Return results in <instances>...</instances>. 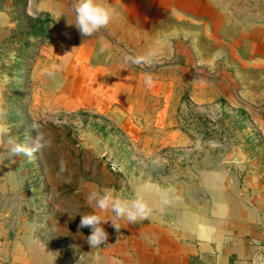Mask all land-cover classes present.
<instances>
[{
    "label": "rangeland",
    "instance_id": "374dc122",
    "mask_svg": "<svg viewBox=\"0 0 264 264\" xmlns=\"http://www.w3.org/2000/svg\"><path fill=\"white\" fill-rule=\"evenodd\" d=\"M206 1L229 20L231 35L253 25L257 57L264 55V0ZM99 3L114 16L84 37L71 24L75 0H0L11 17L0 53V246L7 264L96 258L103 243L91 249L90 229L79 227L81 214L93 211V190L139 198L148 218L164 224L173 204L178 215L183 202L209 197L202 182L211 166L264 163V78L246 74L251 67L241 62L237 83L209 69L212 52L224 47L204 37L195 48L206 74L182 76L177 68L187 61L177 52L192 49L182 32L198 31V22L173 20L166 0ZM235 47L244 55L250 48ZM218 67L236 70L231 59ZM197 83H210L202 85L206 97ZM234 149L241 162H228ZM102 215L107 243L119 218Z\"/></svg>",
    "mask_w": 264,
    "mask_h": 264
},
{
    "label": "crops",
    "instance_id": "0c3cea01",
    "mask_svg": "<svg viewBox=\"0 0 264 264\" xmlns=\"http://www.w3.org/2000/svg\"><path fill=\"white\" fill-rule=\"evenodd\" d=\"M196 2L193 6H187L188 0H179L176 4L175 0H166L165 3L167 12L176 22H198L200 25L198 31L182 32L184 39L191 37L189 43L192 46V49L177 52L179 58V55H185L180 60L187 61L185 66L177 68L182 76L197 73L202 78V73L206 74L199 66L202 54L195 48V39L204 37L224 47L219 52H212L209 69L218 68V75L234 77L237 83L242 77L237 69L241 62L251 67L246 74H253L255 80L259 75L264 78V55L257 57L260 51L255 48L259 43L255 39L254 26L249 27V32L234 30L231 35L226 27L229 20L215 4L206 0ZM10 18L7 9L0 6V53ZM242 45L250 46L247 55L235 47ZM229 59L236 69L230 74L221 68L222 65L218 67ZM207 84L210 83L196 84V87L201 85V97L208 95L202 86ZM211 168V171H204L208 174L203 176L202 183L209 195L204 202H183L178 215L174 214L173 204L167 208L164 224L148 217L136 223L119 218L118 230L111 226L113 232L109 231L113 239L103 243L96 258L93 253H87L75 264H264V163L262 166L247 164L229 168L217 164ZM227 178L230 179L227 181ZM3 253L0 246V264H7L8 260H2ZM21 264H30V261Z\"/></svg>",
    "mask_w": 264,
    "mask_h": 264
},
{
    "label": "clouds",
    "instance_id": "9594fccd",
    "mask_svg": "<svg viewBox=\"0 0 264 264\" xmlns=\"http://www.w3.org/2000/svg\"><path fill=\"white\" fill-rule=\"evenodd\" d=\"M73 7L74 19L71 24H75L84 37L91 36L106 27L114 16V10L102 5L99 0H75ZM87 200L93 211L81 214L79 227L90 229L87 242L91 249L101 246L108 239V233L103 224L109 219H105L102 213L111 211L117 218L126 219L129 223H136L148 217L147 207L142 200L139 198L123 199L114 189L93 190L88 194ZM111 222L118 230L117 225L112 220Z\"/></svg>",
    "mask_w": 264,
    "mask_h": 264
},
{
    "label": "water",
    "instance_id": "95a60500",
    "mask_svg": "<svg viewBox=\"0 0 264 264\" xmlns=\"http://www.w3.org/2000/svg\"><path fill=\"white\" fill-rule=\"evenodd\" d=\"M228 162H241V155L236 149L233 150L232 157L228 160Z\"/></svg>",
    "mask_w": 264,
    "mask_h": 264
},
{
    "label": "bare ground",
    "instance_id": "6f19581e",
    "mask_svg": "<svg viewBox=\"0 0 264 264\" xmlns=\"http://www.w3.org/2000/svg\"><path fill=\"white\" fill-rule=\"evenodd\" d=\"M214 184H212V186H213Z\"/></svg>",
    "mask_w": 264,
    "mask_h": 264
}]
</instances>
